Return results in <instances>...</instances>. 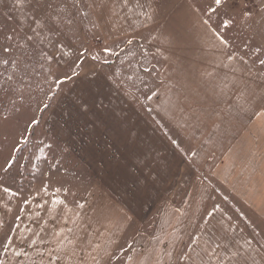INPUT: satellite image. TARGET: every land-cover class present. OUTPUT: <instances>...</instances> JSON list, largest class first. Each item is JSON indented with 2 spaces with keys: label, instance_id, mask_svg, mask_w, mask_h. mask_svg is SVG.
I'll return each instance as SVG.
<instances>
[{
  "label": "rangeland",
  "instance_id": "374dc122",
  "mask_svg": "<svg viewBox=\"0 0 264 264\" xmlns=\"http://www.w3.org/2000/svg\"><path fill=\"white\" fill-rule=\"evenodd\" d=\"M190 2L224 39L227 51L254 65L264 77V66L259 63L264 59V0H224L219 7L214 0ZM85 3H90V0H85ZM121 3L132 8L140 2L108 0L109 17L113 21H108L100 31L92 27L96 23L94 13L89 14V10L84 9L85 15L77 17V25L88 32L86 40L73 34L76 31L74 26L64 29L66 35L58 37L56 33L41 29L39 24L31 25L39 35L28 32L33 36V42L25 49L24 34L35 19L33 0H24L22 5L15 0H0V188L3 190L0 195L5 194L6 188L7 192L21 195L12 217L22 216L26 197L35 184L44 185L54 194L80 206L92 185L99 183L98 177L78 159L76 151L62 143L60 139L63 137L58 136L61 132L59 117L63 120L65 115L59 111L69 103V82L80 72L84 62H91L104 73L109 72L115 85L127 90L141 106L145 103L149 106V97L165 84L162 71L166 59L151 54L152 48L148 44L157 25L135 34L126 35L123 31H114L112 35L106 33L107 29L121 28L122 19L118 15ZM52 4L49 15L59 19L61 17L56 14L62 13L67 23L68 14L61 0H52ZM213 8L217 11H212ZM93 32L98 39L93 38ZM58 39L69 47H64L62 52L56 51L60 48L56 43ZM129 40L132 42L128 43ZM105 46L108 51L104 50ZM5 47H10V54L4 53ZM85 47L89 51L76 60ZM226 53L224 51L229 57ZM49 56L52 58L48 59ZM5 59L11 63H3ZM250 71L244 68L230 84L228 95L230 99L232 96L236 98L237 103L247 110L259 109L258 118L262 115L264 118V82L259 79L253 83L256 76ZM65 72L67 79L63 75ZM244 77L252 81L249 80L248 87L239 90L238 84ZM59 96H62L60 105ZM21 103L27 111L19 108ZM234 103L237 104L236 101ZM150 113L162 124L169 138L176 142L197 177L194 185L188 186L180 195L162 193L146 216L132 218L115 244L113 264H118L122 255L132 252L137 245L145 248L148 241L137 244L140 236L152 237L161 229L169 234L175 225H180L178 242L168 238L164 241V251L172 252L171 257L176 264H186L181 256L193 262L201 259L195 253L200 249L206 252L202 258L205 264H237L242 260H245L243 264H257V257L259 261L263 260L264 184L252 194L256 187L252 186L255 181L251 172L255 176L264 173V128L257 133L250 128L253 116L249 125L238 131L243 139L234 153L242 154V158L233 155L223 162L224 156L214 150L218 142L213 146L216 128L219 129L214 108L210 118L193 123L185 120L179 123L183 127L180 129L161 113L152 109ZM32 118L36 124L30 123ZM48 123L52 131L48 129ZM186 128H193L195 134L192 136ZM228 128L229 125L222 130L224 135L230 134ZM232 147L225 145L224 149ZM261 194L263 200L257 205L256 199ZM11 228L8 225L0 236V260ZM246 242L249 244L243 253L236 251V247L240 248Z\"/></svg>",
  "mask_w": 264,
  "mask_h": 264
},
{
  "label": "crops",
  "instance_id": "0c3cea01",
  "mask_svg": "<svg viewBox=\"0 0 264 264\" xmlns=\"http://www.w3.org/2000/svg\"><path fill=\"white\" fill-rule=\"evenodd\" d=\"M136 1L140 3L132 8L118 5L121 28L107 29L106 33L135 34L157 25L148 44L151 54L166 59L162 71L165 84L149 97V106H141L127 90L115 85L108 71L109 74L102 72L91 62L82 64L80 72L69 82V103L59 111L65 115L63 120L59 117L58 136L76 151L78 159L98 177L100 184L92 185L80 206L44 185L35 184L26 197L22 216L18 217L12 216L21 195L14 191L0 195V236L8 225L12 227L0 264H113L115 244L133 217L146 216L160 194L178 196L194 185L197 176L180 148L150 113L151 109L180 129L183 127L179 123L185 120L193 123L210 118L214 108L219 129L216 128L213 146L218 142L214 150L224 156L223 162L233 155L242 158V154L234 153L243 139L238 131L247 127L253 116L250 128L256 133L264 128L263 115L258 118L259 109L247 110L228 95L230 84L244 68L255 74L253 83L259 79L264 82L263 74L238 54L227 51L224 39L190 0ZM227 73L228 77L223 78ZM249 80L242 78L239 90L248 87L252 81ZM228 125L230 134L224 135L222 130ZM48 129L52 131V126ZM186 129L192 136L195 134L193 128ZM223 136L226 137L222 139ZM225 145L233 147L224 149ZM252 173V186L256 187L253 194L264 184V173L256 174L261 181ZM262 194L256 199L257 205L263 200ZM8 205L11 207L7 208ZM179 226H173L169 234L161 229L152 237L140 236L137 244L148 241L145 248L137 245L132 252L124 253L118 264H176L172 252L164 251V241L170 238L178 242ZM248 244L236 247V251L243 253ZM195 253L202 258L206 255L204 249ZM225 254L229 255L227 250ZM202 258L196 262L190 258L183 260L186 264H205ZM259 260L257 257V264H264V259Z\"/></svg>",
  "mask_w": 264,
  "mask_h": 264
},
{
  "label": "snow or ice",
  "instance_id": "6c2138e0",
  "mask_svg": "<svg viewBox=\"0 0 264 264\" xmlns=\"http://www.w3.org/2000/svg\"><path fill=\"white\" fill-rule=\"evenodd\" d=\"M15 2L18 5H22L24 3V0H15ZM125 3H127V0H124ZM34 3V16L35 19L31 21L28 30L24 34V41H25V49L32 45L33 42V36L29 35L28 32H33L35 35H39V32L32 28L31 25L39 24L41 26V29H46L50 33H56L58 37H63L66 35V32L64 29L69 28V26H74L76 28V31L73 34H78L81 36L82 40H86L88 38V32L83 31L81 27L77 25V17H82L85 15L84 9L87 8L89 10V14H93L96 17V23L93 24V29H96V31L102 30L108 22L109 19V12L110 8L108 5V0H90V3H85V0H61V4L64 7L65 11L68 14L67 23L64 22L63 14L57 13V17L61 18H54L53 16L49 15V9L53 7L52 0H33ZM222 3H224V0H214V4L216 6H221ZM212 11H217L216 8H213ZM225 24L228 23V21H224ZM88 31H91L89 29ZM6 39L10 37H5ZM93 38L98 39L96 36V33L93 32ZM132 41L129 40L128 43H131ZM57 44L60 45V48H57L56 51L62 52L64 47H69V45L65 44L62 39H58ZM105 51H108V47H104ZM88 47L84 48V52H81L80 55L76 57V60H80V56H82L84 53L88 52ZM5 54H10V47L4 48ZM55 53H53L54 55ZM52 57L49 56L48 59H51ZM3 63L10 64V60H3ZM75 64L76 61H73ZM259 63L264 66V59L259 60ZM64 78H69L68 74L65 72ZM11 79V77H9ZM45 108L48 107V105L44 106ZM20 109H24L27 111L28 109H25V106L23 103L19 105ZM30 123L36 124L37 121L32 118L30 120ZM173 143H176L173 141ZM8 163V161H6ZM5 191H8L6 188ZM180 259H186V257L181 256Z\"/></svg>",
  "mask_w": 264,
  "mask_h": 264
}]
</instances>
